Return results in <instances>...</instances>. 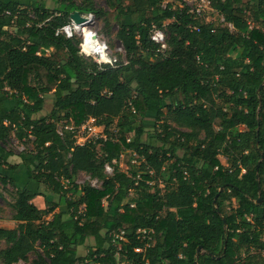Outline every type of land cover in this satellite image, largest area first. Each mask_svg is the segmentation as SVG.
<instances>
[{
	"label": "trees",
	"instance_id": "1",
	"mask_svg": "<svg viewBox=\"0 0 264 264\" xmlns=\"http://www.w3.org/2000/svg\"><path fill=\"white\" fill-rule=\"evenodd\" d=\"M181 1L106 0L125 52L111 65L59 32L75 12L109 15L95 0H0V143L36 142L19 157L40 186L0 171L18 223L0 226V264H264V0H214L233 30ZM90 117L107 138L79 144L66 126ZM13 155L0 146V167L17 170ZM81 172L102 187L79 185Z\"/></svg>",
	"mask_w": 264,
	"mask_h": 264
},
{
	"label": "rangeland",
	"instance_id": "2",
	"mask_svg": "<svg viewBox=\"0 0 264 264\" xmlns=\"http://www.w3.org/2000/svg\"><path fill=\"white\" fill-rule=\"evenodd\" d=\"M21 1L27 5L28 3H30L33 0H21ZM45 1L50 7L54 6L53 0H45ZM79 1H81V0H79ZM95 4H96L97 8L103 9L104 11H107L109 13V15L103 16V17H99V16L95 15L93 22L88 25L89 26L88 29H90L91 31L95 32V34H97L100 42L104 41L107 43V45L109 47L110 54L113 57H116V55L119 54V55H122V57L124 59V54H125L124 49H123L120 41L116 38V33L118 30V23L113 18L114 17V10L109 7L106 0H95ZM78 36L80 38H82L83 34L81 33V31H79ZM81 51H82V48H81ZM83 51L90 52V51H86L84 49H83ZM92 58H98L97 54L93 53ZM52 108H53V99L48 98L46 105L44 107V110L35 116L39 117L42 115H47L51 112ZM154 120H155L154 117L151 118V121H150L151 125L147 126V129L149 131L152 130V128H154V126H155V124H153ZM60 125L61 124H59V126ZM101 131H104V128H102ZM0 146H3L7 150H10L15 154V156H13L12 158L9 159L10 161H12V159H13V161H12L13 163L21 161L19 154L24 149H27L29 151H34V152L39 149L36 142L32 141V142L25 143L23 141H20L14 134H12L11 138L6 143H0ZM180 153L182 154V152H180ZM220 159H221L223 164L228 165L226 158L224 156H220ZM119 164L123 170L128 169V164L126 162L124 155L121 157ZM17 165L19 166L20 164H17ZM2 169L5 171L6 175L8 173L7 171H10L7 167H3ZM111 171L113 172V166L111 167ZM109 175H111V174H109ZM97 180L98 179L92 178L90 174L85 173V172L79 173V175L77 177V183L81 186L85 185V184H90V185H93L95 187H102V181L101 180L97 181ZM160 187L162 188L163 184H160ZM39 189H40V186H39L38 190ZM0 190L3 192V196H4V197L0 196V225H2V226L4 225L6 227H16L18 223L15 220H13V218H12L13 213H14L13 208H12V203L14 202V197L17 194V186H15L14 184H8L6 186L0 184ZM74 197H76L78 199V196H74ZM56 199H57V197L53 196V200H56ZM105 204L107 205V201L105 202ZM46 207H47V205H46ZM62 208H65V209L67 208L65 198H62L60 200V206L56 208V211H59ZM51 217H52L51 214L46 215L45 220H50ZM92 244H94V242L90 240V241H88V244L79 248L81 256H84L88 253V245H92ZM4 246H5L4 243H0L1 248ZM35 257H36L35 255H31L30 262H32L35 259ZM118 257H120V255H118ZM262 257H264V252L262 254Z\"/></svg>",
	"mask_w": 264,
	"mask_h": 264
},
{
	"label": "built area",
	"instance_id": "3",
	"mask_svg": "<svg viewBox=\"0 0 264 264\" xmlns=\"http://www.w3.org/2000/svg\"><path fill=\"white\" fill-rule=\"evenodd\" d=\"M171 3L170 0H164L163 7H167V5ZM180 7H186L188 9V12L193 14L196 18H201L207 23L214 24L215 26H228L231 30L234 29V26L230 23H227L225 21V17L219 12L218 9L214 6V0H182L179 4ZM86 18L85 22L82 24H76L73 20L65 25L61 30H59L60 33L65 34L67 37L72 38L74 35H78L80 31V26L86 25L89 21L91 23L93 22L95 15L94 14H88L84 15ZM193 29H197L198 31L200 28L198 26H192ZM82 42L80 47L82 48V53H84L86 56H92L93 51L85 52L83 51V36H82ZM152 39L161 45V48L163 51L167 49V35L164 30L160 28L154 29L152 33ZM102 44L103 50L100 53H96L98 58H94L99 64H111L114 65L117 58L113 57L110 54L109 47L106 42H100ZM67 129L73 131L75 133V136L78 140L79 144H85L87 141H91L92 139H105L107 136L105 135L104 131L102 130V127L97 125V120L94 117H90L88 120H86L81 126L76 127L75 125H68L66 126ZM133 163L140 164V161L133 159ZM111 166L106 165V173H111ZM98 181V180H97ZM148 229H140L139 233H142L144 236L149 233ZM119 238L120 240L125 239L124 238V231H122L121 235H117L116 238ZM145 238V237H144ZM115 241V240H114ZM136 251L140 252L143 251V248H137Z\"/></svg>",
	"mask_w": 264,
	"mask_h": 264
},
{
	"label": "crops",
	"instance_id": "4",
	"mask_svg": "<svg viewBox=\"0 0 264 264\" xmlns=\"http://www.w3.org/2000/svg\"><path fill=\"white\" fill-rule=\"evenodd\" d=\"M15 156V155H13ZM12 156V157H13ZM11 157V158H12ZM13 161V159H12ZM12 161L9 160V162L11 164H20L19 168L15 171H7V175H9L11 178L15 179L17 182L18 186H23V187H28L29 189L39 192L38 188H39V183L36 182L34 179L31 178L30 174L28 173V171L26 170V168L24 166H22L21 161L13 163ZM3 168V167H2ZM0 167V171L5 173V171ZM32 202L40 209H46V199L43 195H36L35 198L32 200ZM1 227L7 228V229H12L15 227H6V226H2ZM79 253H80V249H79ZM81 255V253H80Z\"/></svg>",
	"mask_w": 264,
	"mask_h": 264
},
{
	"label": "bare ground",
	"instance_id": "5",
	"mask_svg": "<svg viewBox=\"0 0 264 264\" xmlns=\"http://www.w3.org/2000/svg\"><path fill=\"white\" fill-rule=\"evenodd\" d=\"M89 24H91V21H89L86 25L80 26V31L84 37L82 47L86 51H93L95 53H100L103 50L102 44H100L97 34H95V32L88 29Z\"/></svg>",
	"mask_w": 264,
	"mask_h": 264
},
{
	"label": "water",
	"instance_id": "6",
	"mask_svg": "<svg viewBox=\"0 0 264 264\" xmlns=\"http://www.w3.org/2000/svg\"><path fill=\"white\" fill-rule=\"evenodd\" d=\"M71 18H72V20H73L76 24H82V23L85 22V20H86V18H85L83 15H81L79 12H75V13L72 15ZM261 88H262V86L260 87L259 90H261ZM261 200H262V199H260V200L258 201V203H260ZM201 250H202V248L199 247L198 252H201Z\"/></svg>",
	"mask_w": 264,
	"mask_h": 264
}]
</instances>
